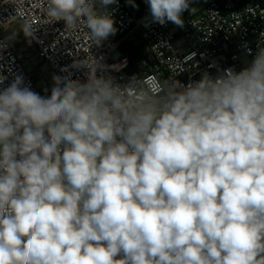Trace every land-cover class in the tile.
I'll list each match as a JSON object with an SVG mask.
<instances>
[{"label":"clouds","instance_id":"clouds-1","mask_svg":"<svg viewBox=\"0 0 264 264\" xmlns=\"http://www.w3.org/2000/svg\"><path fill=\"white\" fill-rule=\"evenodd\" d=\"M118 2L47 0V23L99 45ZM144 3V27L183 28L194 0ZM241 47L243 67L187 83H121L91 56L50 95L23 75L0 87V264H264V47Z\"/></svg>","mask_w":264,"mask_h":264},{"label":"built area","instance_id":"built-area-1","mask_svg":"<svg viewBox=\"0 0 264 264\" xmlns=\"http://www.w3.org/2000/svg\"><path fill=\"white\" fill-rule=\"evenodd\" d=\"M198 1L202 8L196 13L183 14V28L170 22L146 28L142 23L148 15L144 0H136L138 8L119 0L118 5L109 6V11L115 9L117 33L96 45L84 23L68 31H64L63 22L48 24L47 0H0V41L8 40L5 29L14 22L21 25L27 19L39 27L37 40L29 42L27 39L15 48L9 43L0 50V80H3L0 87H6L16 75H23L25 84H30L33 91L50 95L51 87L47 83L37 85L34 81L33 74L40 64H47L53 75H66L60 71L62 68L70 66L74 59L91 56L106 65L120 66L107 71L121 83L133 75L155 76L161 82L187 83L199 79L205 70L214 75L216 68H209L214 62L221 67H243L252 59L244 54L241 47L244 44L253 54L258 46L264 47V6L258 1ZM133 32H137L141 40V55L134 59L126 49ZM27 64L31 67L27 68ZM72 71L73 79H85V70Z\"/></svg>","mask_w":264,"mask_h":264},{"label":"rangeland","instance_id":"rangeland-1","mask_svg":"<svg viewBox=\"0 0 264 264\" xmlns=\"http://www.w3.org/2000/svg\"><path fill=\"white\" fill-rule=\"evenodd\" d=\"M125 1V0H124ZM202 3L201 1H195L192 5V11L191 13H196L198 10H200L202 8ZM21 28V25L18 22H14L12 24H10L9 26H7V28L5 29V36L8 39L9 37L12 36L13 33L18 32V34L16 35L15 39L12 40L10 42V45L12 47H18L21 46L22 44H24L27 39L24 37L22 32H19ZM128 43L132 46H139V44H141V40L139 35L137 34V32H133L129 39H128ZM27 68H30L31 65L27 64L26 65ZM34 79L35 78H39V80L36 82L37 85H39L40 83L44 82L47 83L48 86L52 87L53 85V81H52V77L53 74L49 68V66L47 64H40L39 67H37V69H35V72L33 74Z\"/></svg>","mask_w":264,"mask_h":264},{"label":"trees","instance_id":"trees-1","mask_svg":"<svg viewBox=\"0 0 264 264\" xmlns=\"http://www.w3.org/2000/svg\"><path fill=\"white\" fill-rule=\"evenodd\" d=\"M238 3H242V2H245V1H250V0H234ZM255 1H258L262 6H264V0H255ZM127 49V53L129 54V56L134 59V58H138L140 57L141 55V52H140V48L139 46H131L129 45ZM39 80V78H35L34 81L37 82Z\"/></svg>","mask_w":264,"mask_h":264}]
</instances>
